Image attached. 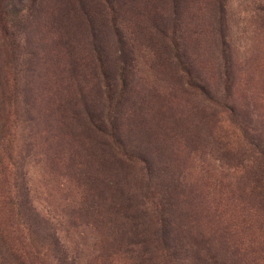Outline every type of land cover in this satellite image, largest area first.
<instances>
[{
	"label": "rangeland",
	"instance_id": "1",
	"mask_svg": "<svg viewBox=\"0 0 264 264\" xmlns=\"http://www.w3.org/2000/svg\"><path fill=\"white\" fill-rule=\"evenodd\" d=\"M235 111L264 0H0V264H264Z\"/></svg>",
	"mask_w": 264,
	"mask_h": 264
},
{
	"label": "trees",
	"instance_id": "2",
	"mask_svg": "<svg viewBox=\"0 0 264 264\" xmlns=\"http://www.w3.org/2000/svg\"><path fill=\"white\" fill-rule=\"evenodd\" d=\"M238 126L242 132V138L239 141H231L230 143L225 140L224 143V156L229 159L233 156L234 159H238L239 167L243 173L242 179H247L255 184L252 194L258 198L264 200V135H254L250 131V121L246 119V116H241L238 111L234 112ZM256 185H258L256 187ZM134 220V217L128 212L126 214L118 213L114 214V221H110L114 225L119 222L120 227H126L124 225ZM116 226V225H115ZM56 246V244H51ZM66 264V263H64ZM136 264H150L149 262L141 261Z\"/></svg>",
	"mask_w": 264,
	"mask_h": 264
}]
</instances>
